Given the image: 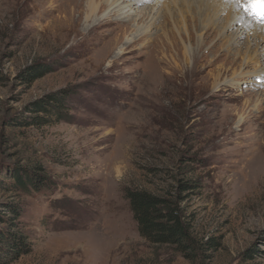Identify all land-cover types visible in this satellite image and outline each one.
I'll list each match as a JSON object with an SVG mask.
<instances>
[{
	"label": "rangeland",
	"instance_id": "1",
	"mask_svg": "<svg viewBox=\"0 0 264 264\" xmlns=\"http://www.w3.org/2000/svg\"><path fill=\"white\" fill-rule=\"evenodd\" d=\"M57 5L51 20L66 9L70 16L73 7ZM194 5L181 3L183 14L172 20L163 8L151 35L118 56L114 43L122 44L135 17L120 23L112 16L114 23L97 28L83 46L40 34L46 21L31 20L30 2L0 0V217L10 220L0 219V232H23L33 245L13 264H264V78L256 73L264 69V47L257 67L244 69L249 76L217 90V76L233 77L246 45L229 46L238 28L221 36L224 16L205 37L209 12ZM251 18L264 24V17ZM83 24L76 22L75 31ZM181 42L201 59L197 71ZM21 75L38 78L30 83ZM72 88L67 121L21 125L45 118L33 104ZM17 170L47 177L51 189L31 196L7 191L4 182ZM186 182L198 185L181 195L204 248L195 262L142 238L125 199L127 188L165 195Z\"/></svg>",
	"mask_w": 264,
	"mask_h": 264
},
{
	"label": "bare ground",
	"instance_id": "2",
	"mask_svg": "<svg viewBox=\"0 0 264 264\" xmlns=\"http://www.w3.org/2000/svg\"><path fill=\"white\" fill-rule=\"evenodd\" d=\"M24 1L25 3L30 2L32 5L30 17L34 23L37 24V22H39L38 24H41L46 21V25L42 26L41 30L39 29L40 34L46 35L48 38H51V36H55L56 38H73V41H77L78 39L81 45H83L86 41H89V39L93 38L92 36L94 35L92 33L95 32L97 28L114 23L112 16H117L116 20L120 23L127 21L128 18L132 19L133 17H135L133 19L134 24L131 27V32L129 35H126L122 44L118 45L120 44L118 42L119 39L114 43V54L118 56L123 54L124 51L127 50V46L135 43L140 39H143L144 37H149L151 35L153 26H155V23L158 22L157 19L160 18V14H162L161 10L163 8L164 11L167 12L168 18L172 20L174 17V13H178L179 16L183 14L182 9L180 8L181 3L187 5V9H189L194 5L193 2H195L199 5L198 9L200 10V12H209L207 16L208 19L204 25V29L206 30L204 33L205 37H209L215 34V31L212 28L213 22L224 16L223 20H225V22L223 24V33L221 32V36L223 37L226 34V30L233 31L238 28L235 32V35L230 34L229 46H234V44L237 45L241 42L243 43L242 46L246 45V50L244 52L242 62L239 64V68L235 69V71L233 72V77L227 78L226 80L222 81L220 80L221 76H217L214 86L217 90H219L222 83L227 84L228 86L233 85V82H236L234 85L239 84V81L241 79H245L250 75V72H248L250 71V67L252 65L254 67H257V65L255 64L261 62L260 51L261 48L264 47V24L257 23L251 17H255L257 19H261L264 17V0H54L50 1L48 6L45 5L46 7H42L43 0ZM18 3L20 5V1L16 4ZM58 3L62 4L58 10H61L65 3H67V7H73V10L69 13V17L67 16L68 9H66L63 16L51 20V17L54 14V12H52L54 9L53 7H55V5H57ZM241 4L248 7V13L242 10ZM139 5H142L145 9L139 8L142 10L135 11L136 9L134 6ZM254 13L258 15L254 16ZM248 14H250L251 17ZM75 15L78 16L77 21L74 19ZM142 20L147 21L146 25L144 24L143 26H140V21ZM76 22H84V29L82 30V32L75 31ZM167 22H169V20ZM195 35L196 34L193 31L186 34V36H188L190 39ZM169 36L175 37V32L173 30L169 31ZM40 37L44 38L42 37V35ZM199 37L202 38L201 35ZM245 38L246 41H243V39ZM179 39L183 42L184 37L182 36ZM166 40H168L169 45L172 46V44H170L171 40L169 38H166ZM144 46L145 45H143L142 47ZM182 46L184 51L183 55L186 59L187 64L189 66L193 64L191 66V71H197L198 69L195 66L198 64V62L201 61V59L197 56V54H193V47L191 45L184 46L182 44ZM228 49L232 50L231 47H228ZM235 57V60L237 61L242 56L237 52V54H235ZM208 63H210V61ZM210 64L213 65V63ZM245 68H248L249 70L244 71ZM223 69L224 66L219 68L218 71H223ZM256 73L259 74V77L264 78V69H259L256 71ZM160 79L161 75L159 78L156 75L152 80L154 82H157L155 84H158L161 81ZM259 100L260 99H258L255 103L256 107H259L260 105ZM240 123H243L242 118L240 119L238 124Z\"/></svg>",
	"mask_w": 264,
	"mask_h": 264
},
{
	"label": "trees",
	"instance_id": "3",
	"mask_svg": "<svg viewBox=\"0 0 264 264\" xmlns=\"http://www.w3.org/2000/svg\"><path fill=\"white\" fill-rule=\"evenodd\" d=\"M32 77V78H31ZM31 78V79H30ZM38 76L21 75L20 79L30 83L36 81ZM73 89V88H72ZM76 90H66L47 97L48 100L32 105L33 113L44 114L45 118L37 120L36 117L29 118L24 124L26 126L48 125L53 121H67L63 113L69 112L67 99L75 97ZM71 117V116H70ZM69 117V119H71ZM70 121V120H69ZM8 181L4 182L10 192L21 191L25 196L33 194H45L51 186L47 177L30 172L22 174L14 171L7 176ZM197 183L186 182L180 185L179 190L159 195L146 190L131 189L125 190L127 200L133 219L137 224L139 234L142 238L154 245H167L175 249L184 259L195 262L200 256V250L204 249L194 235L191 224L186 220L182 203L185 200L181 195L196 190ZM14 214H18L15 208L7 205ZM20 218L22 214H19ZM5 222L10 220L2 218ZM3 222V223H5ZM202 245H209L204 243ZM33 245L29 242L28 236L23 232H11L3 230L0 232V264H13L22 256L32 252Z\"/></svg>",
	"mask_w": 264,
	"mask_h": 264
}]
</instances>
